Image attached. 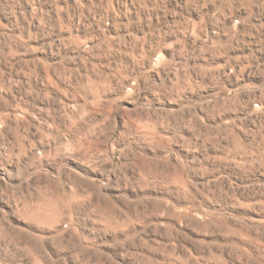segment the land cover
Instances as JSON below:
<instances>
[{
  "label": "rangeland",
  "instance_id": "obj_1",
  "mask_svg": "<svg viewBox=\"0 0 264 264\" xmlns=\"http://www.w3.org/2000/svg\"><path fill=\"white\" fill-rule=\"evenodd\" d=\"M0 264H264V0H0Z\"/></svg>",
  "mask_w": 264,
  "mask_h": 264
}]
</instances>
